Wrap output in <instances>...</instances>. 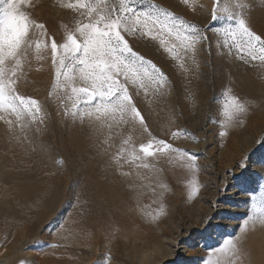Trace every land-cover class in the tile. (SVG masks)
Wrapping results in <instances>:
<instances>
[{
    "label": "rangeland",
    "instance_id": "obj_1",
    "mask_svg": "<svg viewBox=\"0 0 264 264\" xmlns=\"http://www.w3.org/2000/svg\"><path fill=\"white\" fill-rule=\"evenodd\" d=\"M74 2L28 0L23 6L45 25L47 36L30 32L32 47L17 87L40 102L44 120L10 129L5 121L15 118L0 111V260L204 264L224 239L242 235L240 228L253 215V204L264 201V144L257 143L264 139V65L239 60L235 50L229 53L223 34L212 29L234 21L227 13L213 21L211 10L218 4L233 15L242 13L261 35L264 0H150L179 19L207 26L208 39L195 56L174 59L159 41L126 37L168 76L159 90L130 89L148 132L138 122L133 128L103 117L81 123L64 115L71 101L62 91H53L50 48L41 45L38 52L36 44L48 37L64 42L82 19L67 6ZM41 55L44 58L38 59ZM226 95L246 106L239 127H225ZM221 131L228 135L221 137ZM177 132L180 135L173 136ZM158 140L188 155L158 152L146 158L147 169L139 162L117 164L121 148L129 150L124 155L130 159L133 147L139 152L141 144ZM192 155L197 158L195 170L189 166ZM245 157L246 165L240 168ZM193 181L199 186L195 195ZM256 216L243 233L241 260L247 264H264V224L260 213Z\"/></svg>",
    "mask_w": 264,
    "mask_h": 264
},
{
    "label": "snow or ice",
    "instance_id": "obj_2",
    "mask_svg": "<svg viewBox=\"0 0 264 264\" xmlns=\"http://www.w3.org/2000/svg\"><path fill=\"white\" fill-rule=\"evenodd\" d=\"M27 3L28 0H0V111L15 118L5 121L10 129L16 125L24 129L26 121L43 123L44 120L40 102L21 94L17 87L24 75L23 61L32 47L30 32L39 30L42 37L47 36L45 25L33 20L23 10ZM138 4H147L148 7L141 9ZM67 6L82 17L75 29L67 34L63 43L48 37L47 41L41 40L36 44L38 52L41 45L45 49L50 48L55 70L53 91H62L71 101V110L66 108L64 115L81 123L86 120L99 121L103 117L106 121L131 125L133 128L138 122L142 131L148 132L130 89L148 90L154 87L159 90L168 82V76L156 63L135 51L126 37L139 35L159 41L160 46L174 59H181L182 56H195L203 46L208 39L205 34L207 26L200 27L179 19L165 8L150 3V0H75ZM222 13H227L228 19L234 23L213 28L212 31L223 34L224 46L229 53L235 50L239 60L245 63L259 61L264 65V34L258 35L253 31L242 13L233 15L227 8L221 10L218 4L211 10V19L220 20ZM43 58L42 55L38 56V59ZM224 108L225 127H239L247 111L245 104L235 96L226 95ZM0 119L4 117L0 116ZM177 135L180 133H173V136ZM219 135L225 137L228 132L221 131ZM257 143L264 144V139ZM124 144H129V140H125ZM165 150L182 152L173 149L165 140H158L154 144H141L139 152L133 147L130 159L124 155L129 150L121 148L116 162H139L138 166L147 169L150 164L146 158ZM182 154L188 155L186 152ZM196 159L194 155L189 156V166L193 170ZM246 162L247 157L240 161L239 167H245ZM198 192L199 186L193 181L191 195ZM257 212L260 213V223L264 224L262 201L259 206L253 204V215L244 220L240 228L242 235L224 239L219 247L211 250L204 264H247L241 260L245 255L246 238L243 233L248 229L249 222L257 219Z\"/></svg>",
    "mask_w": 264,
    "mask_h": 264
},
{
    "label": "bare ground",
    "instance_id": "obj_3",
    "mask_svg": "<svg viewBox=\"0 0 264 264\" xmlns=\"http://www.w3.org/2000/svg\"><path fill=\"white\" fill-rule=\"evenodd\" d=\"M256 232V231H255ZM255 232H253V233H255ZM250 235H252V234H250ZM255 253V252H254ZM4 261H2V260H0V264H2Z\"/></svg>",
    "mask_w": 264,
    "mask_h": 264
}]
</instances>
